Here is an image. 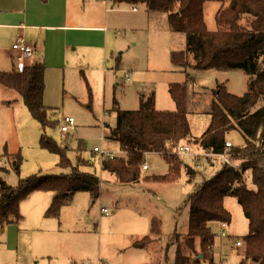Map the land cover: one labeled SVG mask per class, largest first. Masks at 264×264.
I'll return each instance as SVG.
<instances>
[{
  "label": "rangeland",
  "instance_id": "rangeland-1",
  "mask_svg": "<svg viewBox=\"0 0 264 264\" xmlns=\"http://www.w3.org/2000/svg\"><path fill=\"white\" fill-rule=\"evenodd\" d=\"M95 6L100 22L114 21L112 34L99 46L93 40L91 44L83 40L84 45L77 48L72 45L61 56L45 61L43 102L59 121L57 128L46 129L45 133L56 142L58 150L68 147L64 152L72 165L77 164L78 141L86 142L87 150L82 157L90 159L92 166H82L81 171L99 177V195L95 198L91 193L75 194L64 209L66 223L72 228L63 227L61 231L56 221L51 220L53 227L46 222L60 217L45 216L52 192H37L31 199H25L20 204L22 219L19 223L0 227V264H175L178 249L185 255L191 254L182 244L188 233L189 209L185 202L203 177L209 178L217 171L222 160L212 157L214 166L202 160L196 167L195 161L179 156L189 160L187 163L197 170L196 175L190 178L182 170L179 179L172 183L142 179L135 184H121L112 174L101 170V155H92V151L95 146L107 147L99 137L106 132L105 124H115V114L109 112L114 97L121 109L136 110L139 96L153 92L157 110H174L168 85L185 81V72L192 78L190 89L205 96L218 85H224L231 94L242 95L248 90V76L241 71L198 70L193 67L191 57L187 68L174 66L170 61L171 53L184 51L185 36L170 31L165 13L149 14L144 8L137 13H116L113 9L130 11L131 8L123 4L116 6L113 0H84L80 10L94 12ZM218 7L217 2L205 3L204 20L211 31L216 30L214 16ZM122 18L133 19L121 24ZM3 67L10 71L13 63L6 59ZM126 70L131 73L130 81L124 79L122 71ZM0 90V154L6 147L9 152L19 150L23 157L20 175L10 171L3 176L4 180L15 185L19 177L33 174H68L70 168L58 164L60 156L39 144L43 131L20 96L14 90L4 87ZM66 117H72L74 125L66 134L60 133L59 127ZM188 120L192 132L189 138L194 144L208 127L210 116L189 113ZM228 141L239 144L241 138L232 133ZM4 160L0 158V164ZM146 163L148 170L142 172L148 176L163 175L167 171V164L160 156H148ZM246 183L249 189L254 188L249 175ZM31 201L36 207L45 206L46 210L42 215L44 221L30 229L28 225L32 224L28 217L23 218L22 212L28 210L27 204ZM224 206L231 213V223L224 227L210 223L217 234L214 263L241 264L243 248L235 243L247 234V220L235 197H226ZM101 208L107 213L102 214ZM152 219L159 220V235L150 232ZM222 231L226 236L221 235ZM146 235L152 241L144 248L132 246L133 240ZM35 241L43 246L38 247L35 258H31L28 245ZM195 248L199 251L198 243Z\"/></svg>",
  "mask_w": 264,
  "mask_h": 264
},
{
  "label": "trees",
  "instance_id": "trees-1",
  "mask_svg": "<svg viewBox=\"0 0 264 264\" xmlns=\"http://www.w3.org/2000/svg\"><path fill=\"white\" fill-rule=\"evenodd\" d=\"M212 1L219 4L214 31L207 28L204 20L205 3ZM113 4L139 5L149 14L165 13L170 31L185 36L184 51L171 53L170 61L174 66L187 68L191 57L193 67L198 70L241 71L248 76V90L234 95L224 85H218L207 96L198 95L190 89L192 78L185 72V81L168 85L174 110H157L153 92L139 96L136 110L121 109L114 97L109 112L115 114V124L105 125L103 139L109 145H117L119 151L113 158L100 156L101 170L112 174L121 184H135L142 179L172 183L179 179L182 170L191 178L197 170L184 158H179L174 149L192 135L188 114H208L210 123L194 144L209 153L226 154L238 168L222 161L217 171L209 178L203 177L188 195L185 202L189 209L188 233L182 244L191 254L185 255L178 249L175 264H215L213 247L217 234L210 223H231V213L224 206L228 196L236 198L248 225L247 234L236 241L243 248L241 264H264V0H113ZM45 69L44 63H35L22 72L1 71L0 87L14 90L20 96L43 131L39 144L57 153L58 164L69 167L70 172L19 177L18 182L11 185L3 176L10 171L19 176L23 157L19 150L10 153L5 147L0 154V158L5 159L0 164V227L18 223L22 217L21 202L35 192L53 193L45 216L55 218L75 194L91 193L95 198L99 195V177L81 171L82 166H92L90 159L82 157L87 150L86 142L78 141L77 164L72 165L64 152L68 147L58 150L56 142L45 133L46 129L59 125L54 112L43 102ZM232 133L240 136L241 143L226 147L225 142ZM96 153L98 151L93 149L92 155ZM149 153L163 158L167 164L165 174L148 176L142 172ZM201 158L200 161L204 159L207 163L213 160ZM248 175L253 189L247 187ZM150 232L161 233L158 219H152ZM151 241L146 235L131 244L144 248ZM196 243L199 251H196Z\"/></svg>",
  "mask_w": 264,
  "mask_h": 264
},
{
  "label": "crops",
  "instance_id": "crops-1",
  "mask_svg": "<svg viewBox=\"0 0 264 264\" xmlns=\"http://www.w3.org/2000/svg\"><path fill=\"white\" fill-rule=\"evenodd\" d=\"M83 1L84 0H0V45L4 46L0 47V71H8L3 67L6 59H9L13 63L15 69L16 53L12 50V45L20 37L32 46L33 51L28 60L31 62L30 65L35 63L46 64L45 61L49 62L56 57L61 56V53L64 54L67 52L71 49L72 45L76 48L80 45H84L82 42L83 40L87 44H91V40H93L94 44L99 46L103 39H108L109 33L112 34L114 21L105 20L104 22H100L96 13V6L94 12L81 11L80 4H82ZM133 7L134 6H129L128 8H131L132 10ZM142 9L143 7L140 8V10ZM131 10L123 11L120 9H113L116 13H137L140 11ZM129 19L130 18H122L118 21L121 24H125L126 22H130L133 18ZM115 21L117 22V19ZM109 23L111 24L110 28L107 27V24ZM126 28H128V26ZM13 67L9 70H12ZM122 73L125 81H130L131 73L127 70L122 71ZM127 76L129 79H127ZM103 138L104 135L100 136L99 140L104 142ZM105 145L107 146L106 148L95 146L93 149L97 151V149L102 148L109 152L118 153L119 150L117 145H109L107 142H104V146ZM12 152L14 151H11L10 153ZM152 155L159 156L155 153H149L147 157ZM187 161L189 160H186V163ZM213 161L214 160L210 162L211 166L214 165ZM144 163H146V160ZM146 166L147 169L144 170H148L149 165L147 163ZM33 194L27 199H31ZM32 201L27 204L29 207L27 208L28 210L22 212L23 218L25 219L28 217L32 224L28 225L30 229L36 224L44 221L42 215L46 210L45 206L36 207ZM65 207L66 205L62 209L59 219H47V224L53 227V222H51V220H53L56 221L57 227H59L60 231L63 227L72 228L71 225L66 223L64 216ZM28 246L31 252L30 257L35 258V250L43 245L39 243V241H35Z\"/></svg>",
  "mask_w": 264,
  "mask_h": 264
},
{
  "label": "built area",
  "instance_id": "built-area-1",
  "mask_svg": "<svg viewBox=\"0 0 264 264\" xmlns=\"http://www.w3.org/2000/svg\"><path fill=\"white\" fill-rule=\"evenodd\" d=\"M141 6H134L132 8L133 11H139ZM12 50L16 53V63H15V69L17 72H22L26 66L29 65V58L32 54V46L28 44L22 37L18 38V40L12 45ZM126 73V72H125ZM127 74V73H126ZM127 79L129 77L127 76ZM74 125V120L72 117H66L62 120V124L60 125L59 129L61 132L66 133L70 130V128ZM192 139L191 138H186L182 140L178 146L174 149V153L177 156H182V157H188L192 161L197 162L196 167H199V161L202 159L201 157H213V158H219L221 159L224 163L233 166L235 168H238L237 165H233L229 158L226 156V154H214V153H209L204 150L198 149L195 144L191 143ZM194 143V142H193ZM225 146L229 147L231 146L229 141L225 142ZM98 153H100L101 156L105 155L108 158H113L117 153L114 152H109L108 150H104L102 148L97 149ZM201 158V159H200ZM142 169H147L146 163L143 164ZM102 214H106L107 210L106 209H101L100 210ZM226 226L225 224L222 225V227ZM221 235L226 236V233L224 231L221 232ZM236 246L240 245L239 242L235 243Z\"/></svg>",
  "mask_w": 264,
  "mask_h": 264
},
{
  "label": "water",
  "instance_id": "water-1",
  "mask_svg": "<svg viewBox=\"0 0 264 264\" xmlns=\"http://www.w3.org/2000/svg\"><path fill=\"white\" fill-rule=\"evenodd\" d=\"M199 257H201V256H199Z\"/></svg>",
  "mask_w": 264,
  "mask_h": 264
}]
</instances>
